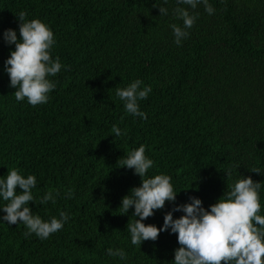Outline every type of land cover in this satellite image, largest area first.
<instances>
[{
    "label": "trees",
    "instance_id": "16d2710c",
    "mask_svg": "<svg viewBox=\"0 0 264 264\" xmlns=\"http://www.w3.org/2000/svg\"><path fill=\"white\" fill-rule=\"evenodd\" d=\"M208 3L211 15L203 3L192 9L178 0H0V179L12 168L35 175L32 213L44 221L69 216L46 240L0 219V264H171L176 234L132 245L126 226L134 207L120 215L122 198L141 178L117 161L141 145L154 162L145 178L168 175L178 193L145 224L162 227L164 215L190 197L210 210L249 176L261 183L264 215V0ZM177 7L197 16L180 45L170 27L183 26ZM20 11L49 26L51 56L66 66L48 77L56 87L35 107L16 101L5 70L15 45L3 33L13 29L19 38ZM137 79L152 88L138 101L147 119L127 113L115 94ZM48 191L59 193L56 202L41 204ZM6 203L0 197V217Z\"/></svg>",
    "mask_w": 264,
    "mask_h": 264
},
{
    "label": "clouds",
    "instance_id": "9594fccd",
    "mask_svg": "<svg viewBox=\"0 0 264 264\" xmlns=\"http://www.w3.org/2000/svg\"><path fill=\"white\" fill-rule=\"evenodd\" d=\"M167 0H165V3ZM179 4L189 5L196 9L203 3L205 11L211 15L214 8L208 0H178ZM160 15H167L166 7H158ZM175 17L183 21V26L171 24L175 43L181 44L182 39L189 35L197 16L183 8L173 10ZM19 20V38L13 29L4 31L3 38L9 44L15 45L5 61V70L10 79V87L15 88L14 96L17 102L27 99L33 107L46 104L49 93L56 85L48 77L56 76L62 68L59 57L51 56L55 44L53 31L39 19L27 20V12L15 14ZM142 81L137 79L125 88H117L116 96L124 102L125 111L142 119L147 114L140 111L138 101L144 100L152 91L151 86L141 88ZM111 132L116 137L121 136V129L113 125ZM117 161L118 168L134 169L141 178V185L133 187L122 198L120 215L127 214L134 207V221H128L131 244L141 246L144 241H156L162 231L171 230L177 235L179 247L174 252L171 264H264V215H260L261 204L260 182H255L250 176L237 180L229 185L227 194H223L216 203L210 205V210L203 207L202 200L190 197V202L177 205L164 215L163 226L158 228L143 221L154 215L156 210L163 209L166 202L175 203L177 192L171 183V177L158 174L145 178L149 169L154 166L153 160L145 156V147L139 146ZM251 172L260 174L258 169ZM226 175L230 178L229 170ZM35 175L26 178L19 169L8 170L5 179H0V197L8 202L2 208L6 213L0 217L9 225L23 223L27 231L25 237L35 234L41 240H46L51 234L61 230L69 219L65 212L59 218L52 217L44 221L39 215H34L29 202H34L32 193L36 187ZM19 189V193L17 191ZM186 191V190H185ZM55 195L48 191L41 199V204L56 202ZM71 198V190L67 193ZM182 211L184 215L173 218V212ZM138 217V219H137ZM108 255L127 258L123 249L109 248Z\"/></svg>",
    "mask_w": 264,
    "mask_h": 264
}]
</instances>
